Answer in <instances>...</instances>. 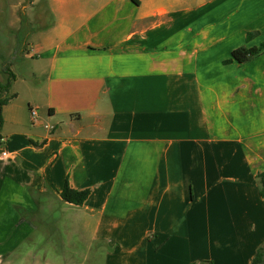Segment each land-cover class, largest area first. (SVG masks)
<instances>
[{
	"label": "crops",
	"instance_id": "0c3cea01",
	"mask_svg": "<svg viewBox=\"0 0 264 264\" xmlns=\"http://www.w3.org/2000/svg\"><path fill=\"white\" fill-rule=\"evenodd\" d=\"M10 1L25 36L39 1L54 20L20 46L42 83L21 98L13 79L0 108V264H250L264 49L227 61L264 46V0ZM61 221L80 242L66 254H12Z\"/></svg>",
	"mask_w": 264,
	"mask_h": 264
},
{
	"label": "rangeland",
	"instance_id": "374dc122",
	"mask_svg": "<svg viewBox=\"0 0 264 264\" xmlns=\"http://www.w3.org/2000/svg\"><path fill=\"white\" fill-rule=\"evenodd\" d=\"M12 3L14 2L10 0H0V83H6L9 79L8 73L11 72L16 82L12 88L10 86V91H18L22 98L25 95V84L21 81L22 79H27L35 85L42 82L39 75L30 76V68L35 60L26 57L25 55L29 51L26 52L27 49L24 50V48L20 50V46L23 47L27 42L35 43L37 37L43 35L45 30L47 31L51 27L54 19L44 8H40L44 3L39 1L37 7L32 11L31 17L27 18V21L30 22L28 23V29L32 31V36H25L27 26L24 21H20L16 13L18 8L12 7ZM11 12H13L12 15ZM12 82L13 80H11V84ZM60 223L61 226L56 224L54 232H44L45 228L43 226L41 232L37 231L33 234L32 240H21L18 243L15 241L10 242L11 246L17 243V248L12 250V254H16L17 258L21 260H24L23 257L29 253H40L48 256L64 252L66 254L72 244H80V242L76 241V234H67L62 227L63 222Z\"/></svg>",
	"mask_w": 264,
	"mask_h": 264
},
{
	"label": "trees",
	"instance_id": "16d2710c",
	"mask_svg": "<svg viewBox=\"0 0 264 264\" xmlns=\"http://www.w3.org/2000/svg\"><path fill=\"white\" fill-rule=\"evenodd\" d=\"M253 34L249 33L247 35V39L250 38ZM264 46L261 45L259 47H252V48H246L245 46H240L232 50L231 52V58L227 62H238L243 63L252 58L253 56L259 54L261 51H263ZM9 79L6 83L1 84L0 83V108L2 105L6 104L9 99L14 97V94H7L8 90L11 85V80L14 79V75L9 72ZM1 115H0V123H1ZM257 181H258V187H259V193L261 196L264 197V174H258L257 175ZM89 193L88 189L84 190H75L71 188L67 181L64 182L63 188L60 192V198L67 203L73 204V205H81L83 201L86 199L87 195ZM264 263V243L261 244L250 264H262Z\"/></svg>",
	"mask_w": 264,
	"mask_h": 264
},
{
	"label": "built area",
	"instance_id": "2783aa9c",
	"mask_svg": "<svg viewBox=\"0 0 264 264\" xmlns=\"http://www.w3.org/2000/svg\"><path fill=\"white\" fill-rule=\"evenodd\" d=\"M29 113H30L31 120L34 121L36 114H37L36 109H29ZM6 155L7 154L5 152L2 153V156H6Z\"/></svg>",
	"mask_w": 264,
	"mask_h": 264
}]
</instances>
